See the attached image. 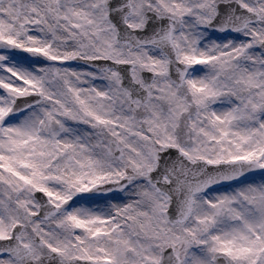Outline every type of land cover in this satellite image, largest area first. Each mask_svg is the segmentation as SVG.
Segmentation results:
<instances>
[{
    "label": "snow or ice",
    "instance_id": "6c2138e0",
    "mask_svg": "<svg viewBox=\"0 0 264 264\" xmlns=\"http://www.w3.org/2000/svg\"><path fill=\"white\" fill-rule=\"evenodd\" d=\"M0 264H264V0H0Z\"/></svg>",
    "mask_w": 264,
    "mask_h": 264
}]
</instances>
